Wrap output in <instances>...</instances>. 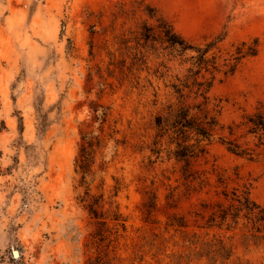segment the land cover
I'll return each instance as SVG.
<instances>
[{
  "label": "rangeland",
  "instance_id": "1",
  "mask_svg": "<svg viewBox=\"0 0 264 264\" xmlns=\"http://www.w3.org/2000/svg\"><path fill=\"white\" fill-rule=\"evenodd\" d=\"M138 1L0 0V264L204 262L175 263L171 254L185 247L178 234L164 229L173 213L186 214L191 224L189 212L204 194L186 197L180 164L148 149L152 116L168 91L153 73L158 59L149 57L145 69L139 61L132 64V50L124 55L113 45L117 33L137 45L130 31L146 18ZM143 1L193 44L220 37L224 56L257 37V54L244 57L226 77L219 72L210 94L222 100V124L239 122L264 103V0ZM186 65L169 61L167 74H182ZM96 106L107 112L104 122L95 119ZM86 131L99 134L101 146L92 172L80 182L74 159ZM194 166L237 168L240 177L233 174L230 186L251 182L252 197L264 203V154L250 160L215 141ZM173 187L180 195L176 207L166 199ZM86 191L94 198L102 194L101 208L117 207L126 219L118 242L105 239L99 248L97 224L79 200ZM152 193L157 204L148 214ZM231 243L227 264L262 261L263 248L244 247L238 234Z\"/></svg>",
  "mask_w": 264,
  "mask_h": 264
},
{
  "label": "trees",
  "instance_id": "2",
  "mask_svg": "<svg viewBox=\"0 0 264 264\" xmlns=\"http://www.w3.org/2000/svg\"><path fill=\"white\" fill-rule=\"evenodd\" d=\"M137 3L146 15L138 25L139 30L130 31L137 45L131 46L125 33L115 34L113 45L119 44L120 50L125 49L124 55L132 50V64L139 61L145 69L150 68L149 57L158 59L153 73L157 79L164 81L168 91L160 109L152 116V136L148 149L157 157L163 154L166 160L180 164L184 187L182 192L186 197L204 194L195 204V209L189 212L193 216L191 224L186 214L173 213L167 217L164 229H172V236L178 234L185 247L172 253L171 259L175 263L203 259L202 264H227L234 255L231 240L237 234L244 247L254 245L264 249V203L252 197V183L244 181L230 186L233 174L240 177L237 168L232 173L226 168L198 169L194 166L198 159L208 153L209 145L215 141L232 154L250 160L264 154V103L259 102L252 112L243 113L239 122L222 124L219 120L222 100L210 94L219 72L222 71L226 77L236 70L244 57L257 54L258 38L254 37L251 43L241 41L234 51L224 56L218 47L220 37L204 45L193 44L177 32L155 7L145 4L143 0ZM189 51L192 52L190 55L187 54ZM173 60H177L180 65L187 64L182 74H167V62ZM162 67L165 70H161ZM157 97L158 92L155 90L154 104ZM97 107L93 108L94 117L104 122L107 112L100 113ZM240 128L243 132L237 134ZM217 129L226 130V134H218ZM81 139L74 164L80 182H84L92 172L101 137L86 131ZM175 190L176 187H173L166 199L168 204L174 202L176 207L180 195ZM102 196L94 198L86 191L84 197H79L86 203L89 215L97 224L95 234L101 238L99 248L103 247L105 239L108 245L118 242L127 228L126 219L117 207L101 208ZM156 204L157 196L152 193L146 205L148 214L155 209ZM190 226L203 232L196 229L189 232L187 228ZM233 264H241L240 259L237 258ZM245 264L253 263L246 261ZM260 264H264V257Z\"/></svg>",
  "mask_w": 264,
  "mask_h": 264
},
{
  "label": "water",
  "instance_id": "3",
  "mask_svg": "<svg viewBox=\"0 0 264 264\" xmlns=\"http://www.w3.org/2000/svg\"><path fill=\"white\" fill-rule=\"evenodd\" d=\"M12 254H13L14 257H16V256H18V251L13 249L12 250Z\"/></svg>",
  "mask_w": 264,
  "mask_h": 264
}]
</instances>
